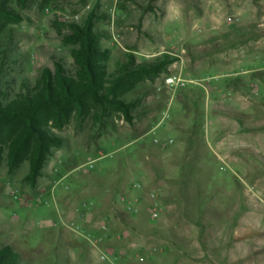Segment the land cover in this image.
I'll list each match as a JSON object with an SVG mask.
<instances>
[{
    "label": "rangeland",
    "instance_id": "obj_1",
    "mask_svg": "<svg viewBox=\"0 0 264 264\" xmlns=\"http://www.w3.org/2000/svg\"><path fill=\"white\" fill-rule=\"evenodd\" d=\"M49 1L30 0L26 20L0 34V90L10 97L52 67L53 55L71 66V46L57 37L65 28L53 19L81 24L95 7L106 16L97 30L111 51L110 73L128 52L138 62L160 54L179 61L131 93L140 98L133 124L117 114L104 127L72 119L54 130L64 147L54 149L36 186L25 181L28 163L10 172L0 156V248L12 246L25 264H264V99L241 86L238 94H221L227 86L217 89L216 80L206 89L165 87L170 75L232 78L247 66H264V0ZM156 139L173 143L162 148ZM232 141L247 162L238 176L216 156L230 155ZM230 180L239 184L238 206L217 189ZM137 183L145 196L141 205L123 203L127 212L140 211L127 226L113 220L126 213L114 211L111 201ZM152 193L162 205L156 221ZM69 210L72 217L65 219ZM234 214L239 223L231 224ZM235 232L236 250L223 256Z\"/></svg>",
    "mask_w": 264,
    "mask_h": 264
},
{
    "label": "trees",
    "instance_id": "obj_2",
    "mask_svg": "<svg viewBox=\"0 0 264 264\" xmlns=\"http://www.w3.org/2000/svg\"><path fill=\"white\" fill-rule=\"evenodd\" d=\"M29 1L0 0V34L26 20L24 10ZM49 5V0H43V6ZM103 19L106 16L99 14L97 7L81 24H65L53 19L55 26L65 28L58 30L57 37L64 45L71 46V66L67 67L62 58L53 55V66L43 68L33 84L24 83L22 92L10 97L0 90V156L5 154L10 172L28 163L25 181L32 186L43 177L54 149L64 147V140L54 130H63L72 119L82 122L92 119L95 125L104 127L117 114L133 124L140 98L131 97V93L145 81H156L179 61L169 54H160L138 62L135 54L128 52L125 62L110 73L111 51L101 45L104 34L97 30V24ZM9 32L13 33V29ZM236 32L240 37L245 35L243 30ZM2 67L0 65V74ZM254 67L247 66L250 68L245 71L247 75L250 74L251 80L264 81V70H259L264 66ZM245 78L246 75L229 78L227 82L249 90ZM199 99L200 96L194 103L195 110L199 108ZM0 264L25 263L15 249L7 245L0 248Z\"/></svg>",
    "mask_w": 264,
    "mask_h": 264
},
{
    "label": "crops",
    "instance_id": "obj_3",
    "mask_svg": "<svg viewBox=\"0 0 264 264\" xmlns=\"http://www.w3.org/2000/svg\"><path fill=\"white\" fill-rule=\"evenodd\" d=\"M259 70H264V67L263 68H260ZM218 79H216V84L215 87L218 89L219 87H226V90H221V94L223 93H229L231 95L233 94H238L239 91L236 87H233L231 85H229V82H227V79L229 78V76H219L217 77ZM223 78H227L225 80H221ZM248 82L247 83H250L251 84H248V86L251 88V86H255V91H252L250 88H249V92L253 95V96H256V97H260L261 99H264V87L262 85H264L262 82V80H257L256 84H254L255 80H251V78L249 80H247ZM235 107L237 105H234ZM236 111H240V110H237L236 108ZM215 115V114H214ZM223 117V116H222ZM220 118V119H224L226 120V117L225 118ZM220 119H217L219 122H223L222 120ZM235 120H237L235 118ZM233 121V120H231ZM236 123H238V121H234ZM239 126V124H238ZM219 146L223 147L224 145V139H222L219 143ZM230 145L233 147L232 150H231V154L230 155H223L222 153H218L216 152V156L218 157V159L221 161V163H224V164H229L230 167L235 171V173L237 174L238 176V172H243V169L246 168V164L247 162L244 164L241 163V159L240 157L238 156L237 152L238 150H236L238 148V142L237 141H232L230 143ZM236 148V149H235ZM237 151V152H236ZM246 157H247V160L252 159L253 156L251 155H247L246 154ZM136 169H138V167L136 166ZM263 173H264V170H263ZM227 180V179H226ZM248 189L251 188L252 190L258 192V190L260 189L257 185H248V184H245ZM218 190L221 192V196L222 194L225 195V197L228 196L229 200H230V205L233 206V203L234 205L238 206V193H239V184L238 186H234V183L233 181H227L225 182L224 184H221V185H218L217 186ZM144 189L142 190H136V189H126L124 191H119L117 197H116V200L114 202L111 201V205L113 206V210L114 211H117V210H122L124 211V213L126 214H123L124 216H119V215H116V217H112L113 220H120L122 222H125L126 225L128 226V223H129V220H130V217L131 218H138L137 215L139 214H132V213H129L127 212V209H126V206L125 204L123 203H126L128 204L129 206H136V205H141L142 202H143V197L145 196L144 195V192H143ZM123 204V205H122ZM31 205V204H30ZM72 211L73 210H69V211H66L65 213H62L63 214V217L66 219H68V217H72ZM92 216L89 217V220H88V223H93V221L90 222V219H91ZM231 224H236V223H239V217H238V214H234L232 215V218H231ZM231 228L232 225H231ZM235 235L236 236H232L233 238H230V242L228 243L226 249H224L222 251V255L223 256H226L228 254V252H232L233 250H236V237H237V232H235ZM225 239V238H224ZM234 239V240H233Z\"/></svg>",
    "mask_w": 264,
    "mask_h": 264
},
{
    "label": "built area",
    "instance_id": "obj_4",
    "mask_svg": "<svg viewBox=\"0 0 264 264\" xmlns=\"http://www.w3.org/2000/svg\"><path fill=\"white\" fill-rule=\"evenodd\" d=\"M64 19L69 20V17L64 16ZM247 74H248V72L234 73V74L230 75V77L239 78L240 76H244ZM216 79H218V78H211L209 76L200 79V78H185L182 75H170L165 79V87L169 90H172V91L187 89L191 86H200V87L205 88L207 83L212 82L213 80H216ZM251 90L255 91V86L252 85ZM169 117H170V115L168 113H166L163 116V120H167V119H169ZM202 129L205 131L207 129V126L202 125ZM154 142L158 145H162L163 146L162 148H164L169 144L171 145L173 143V140H170L168 143L167 142L164 143V142H161L159 139H156ZM141 188H142V185L140 183H137L135 185V189H141ZM151 197L153 198L154 201H156L155 206H154L153 210L151 211V217H152L153 221H156L161 216L162 205H161L160 201H157L158 195H156L155 193H152ZM128 211L130 213H132V211H134V214H138L140 212L138 209L132 210V208H128Z\"/></svg>",
    "mask_w": 264,
    "mask_h": 264
}]
</instances>
